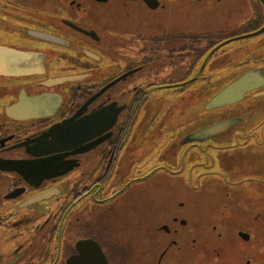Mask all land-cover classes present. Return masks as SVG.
<instances>
[{"label": "flooded vegetation", "instance_id": "flooded-vegetation-1", "mask_svg": "<svg viewBox=\"0 0 264 264\" xmlns=\"http://www.w3.org/2000/svg\"><path fill=\"white\" fill-rule=\"evenodd\" d=\"M0 264H264L261 0H0Z\"/></svg>", "mask_w": 264, "mask_h": 264}, {"label": "rangeland", "instance_id": "rangeland-1", "mask_svg": "<svg viewBox=\"0 0 264 264\" xmlns=\"http://www.w3.org/2000/svg\"><path fill=\"white\" fill-rule=\"evenodd\" d=\"M174 185L172 182H166L161 187H151L139 195V199L132 198L129 202L131 205H174L175 201L183 197L181 199L183 205H199L202 208H206L204 205L212 201V199L208 198V192H202V189L198 191L200 198L197 196L198 192L184 197L185 189L174 187Z\"/></svg>", "mask_w": 264, "mask_h": 264}, {"label": "water", "instance_id": "water-1", "mask_svg": "<svg viewBox=\"0 0 264 264\" xmlns=\"http://www.w3.org/2000/svg\"><path fill=\"white\" fill-rule=\"evenodd\" d=\"M264 4V0H261ZM241 82L240 81H237L235 83H233V85H231L229 88L225 89L220 95H218L214 100L216 101H219V100H222L221 102L224 101V99H226L228 96L225 95V93H228L229 91L233 94L234 92H237L238 90H240L242 87H241Z\"/></svg>", "mask_w": 264, "mask_h": 264}]
</instances>
